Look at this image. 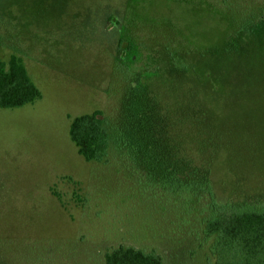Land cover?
I'll list each match as a JSON object with an SVG mask.
<instances>
[{
	"label": "rangeland",
	"instance_id": "1",
	"mask_svg": "<svg viewBox=\"0 0 264 264\" xmlns=\"http://www.w3.org/2000/svg\"><path fill=\"white\" fill-rule=\"evenodd\" d=\"M13 54L41 98L0 107V264H105L119 246L211 264L212 201L264 204V0H0ZM96 110L103 162L69 136ZM195 167L214 197L167 189Z\"/></svg>",
	"mask_w": 264,
	"mask_h": 264
},
{
	"label": "trees",
	"instance_id": "2",
	"mask_svg": "<svg viewBox=\"0 0 264 264\" xmlns=\"http://www.w3.org/2000/svg\"><path fill=\"white\" fill-rule=\"evenodd\" d=\"M40 98L41 92L19 56L13 54L6 61L0 60L1 108L24 106ZM69 136L84 160L103 162L107 157L110 128L101 111L73 118ZM176 179L175 186L167 188L172 193L181 195L179 190L192 197L202 194L214 197L208 171L204 174V168H186ZM254 197V203L245 199L235 204H219L213 200L209 205L208 215L203 220V235L211 239L208 248L211 264H264V204L256 205L261 197ZM104 259L105 264H163L156 251L132 246H119L105 253Z\"/></svg>",
	"mask_w": 264,
	"mask_h": 264
}]
</instances>
